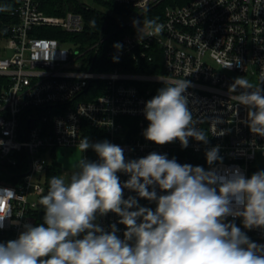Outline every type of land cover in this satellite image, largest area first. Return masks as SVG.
<instances>
[{
	"label": "built area",
	"instance_id": "2783aa9c",
	"mask_svg": "<svg viewBox=\"0 0 264 264\" xmlns=\"http://www.w3.org/2000/svg\"><path fill=\"white\" fill-rule=\"evenodd\" d=\"M16 1V23L8 28L7 46L0 51V189L15 193L3 205L11 206V217L0 228V242L17 239L24 224L38 225V202L47 192L42 178L47 180L51 169L43 154L53 157L57 149H79L85 136L92 143L107 140L121 146L127 160L156 152L180 164L191 158L207 162L206 150L218 145L223 162L208 169L239 168L247 177L264 170L258 164V154L264 158V137L250 131L244 123L248 109L228 91L234 82L229 73L251 74L252 84L264 87V0H188L167 6L156 19L163 30L153 36L147 28L139 33L133 21L167 0H110L138 16L123 24L120 37H114L118 31L105 34V41L100 37L87 49L76 42L88 25L76 8L96 10L103 0H74L56 15L46 13L48 0ZM57 31L66 37H42ZM117 43L122 49L114 47ZM9 51L11 57L1 55ZM159 66L161 73L148 71ZM177 79L190 82L184 94L194 127L207 133V143L189 138L187 148L178 140L161 146L143 135L149 123L145 103L164 82ZM213 125L223 134H214ZM94 153L88 149L85 158L92 161ZM118 176L121 183L129 179L122 172ZM157 193L165 194L158 188ZM129 196L150 203L125 189L124 198ZM119 219L108 213L96 223L105 230L115 224L123 238L126 229ZM234 222L251 241L264 245V228L246 229L242 218Z\"/></svg>",
	"mask_w": 264,
	"mask_h": 264
},
{
	"label": "clouds",
	"instance_id": "9594fccd",
	"mask_svg": "<svg viewBox=\"0 0 264 264\" xmlns=\"http://www.w3.org/2000/svg\"><path fill=\"white\" fill-rule=\"evenodd\" d=\"M133 24L139 33L149 29L148 36L163 30L156 20ZM188 87L185 79L164 82L145 103L146 140L161 146L178 140L182 148L189 138L208 142L207 133L194 127L184 94ZM228 91L248 109L244 123L250 131L264 137V87L237 77ZM212 132L223 134L214 125ZM77 146L81 155L70 177H51L39 199L43 223L24 224L17 239L0 242V264H264V245L251 241L234 222L242 218L246 229L264 228V170L247 177L239 168L206 170L156 152L127 160L121 146L92 143L86 136ZM88 149L97 161L84 157ZM205 156L209 166L223 162L218 145ZM121 172L129 176L123 183ZM157 188L165 194L158 195ZM125 189L155 202V210L136 197L125 199ZM14 197L13 190L0 189V228L11 217L4 202ZM108 213L125 226L123 238L115 224L105 230L96 223Z\"/></svg>",
	"mask_w": 264,
	"mask_h": 264
},
{
	"label": "trees",
	"instance_id": "16d2710c",
	"mask_svg": "<svg viewBox=\"0 0 264 264\" xmlns=\"http://www.w3.org/2000/svg\"><path fill=\"white\" fill-rule=\"evenodd\" d=\"M187 1L188 0H167L163 7L161 6L158 9L155 8L152 11H150L148 14H146L144 17H142V22L145 21L150 16H152L153 14L156 13L159 14V12L162 16L164 12V10L162 11V8L164 9L167 6H172V5H184ZM69 2L72 5L74 4V0H48L46 3L45 11L48 15H56L62 12L63 11L62 9H64V5H66V3ZM99 4L106 11H98V10L89 11V10H84L81 7L76 8V11L84 14L88 21L86 31L82 35L76 37V42L80 44L83 49H87L91 45L99 42L101 37V32L105 25H107L105 34L108 36L118 31V34L114 35L115 38H118L122 35L123 32L122 30L124 24L123 20L128 18H136L138 16L137 11L128 7L118 6L113 2L101 1ZM58 5L60 6L59 10H56L55 7ZM17 6L18 3L16 0H0V51L2 48V43L5 42V40L8 38V28L13 23H16V18L13 16V12L16 10ZM159 9L160 11H158ZM42 37L60 38L63 40L66 37V35L60 31H57L56 33L43 34ZM148 71L150 73H157V72L161 73L162 67L159 66V68H155V69L149 68ZM188 164H191L193 166L208 165L207 162L198 161L192 158L189 159ZM53 176H61V169L59 166H54L47 173L48 186H49V180ZM139 204L143 207H148L153 210H155L156 207L155 202H150V203L139 202ZM43 215H44V210L42 208L36 213L37 224L43 223Z\"/></svg>",
	"mask_w": 264,
	"mask_h": 264
},
{
	"label": "rangeland",
	"instance_id": "374dc122",
	"mask_svg": "<svg viewBox=\"0 0 264 264\" xmlns=\"http://www.w3.org/2000/svg\"><path fill=\"white\" fill-rule=\"evenodd\" d=\"M103 1L104 2L105 1H109L110 2V0H103ZM84 3L87 6H89V7H93L94 6V4L91 1H85ZM164 4H165V2L162 5H160L159 7H161V6L163 7ZM95 9L98 10V11H106L103 7H101V5L96 6ZM164 9L162 8V11ZM158 11H160V9ZM160 17H162V16H161V14L159 12V14L158 13L153 14L152 16H150L149 18H147L146 20L158 19ZM129 19H131V18L124 19L123 20L124 23H126ZM140 21L142 22V19H140ZM5 46H7V44L5 42H3L2 43V47H5ZM1 55L4 56V57H11L13 55V52L12 51H9V52H7V54H4L3 53ZM228 75L232 79H234V80L237 77H245L251 83H254V80H255L251 76V74H249L248 76H239L236 73H229ZM80 155H81V153H80V150L79 149H57L54 152V156L53 157H52V155L50 153H46V154H43V157L42 158H43V161L47 165H49L51 168H53L54 166H59L60 169H61V176H63L65 179H67V178L70 177V175L72 174V172L75 170L74 169V164L80 158ZM83 155H84V157H86L85 152L83 153ZM96 159H97V155H96V153H94V155L92 156V161L95 162ZM258 164H260V165H263L264 164V158H263V156H262L261 153L258 154ZM207 166H202V167H204L206 170H208ZM42 185L44 187H47L48 186L47 180H46V175H44L43 178H42ZM36 199H38V198H36Z\"/></svg>",
	"mask_w": 264,
	"mask_h": 264
},
{
	"label": "water",
	"instance_id": "95a60500",
	"mask_svg": "<svg viewBox=\"0 0 264 264\" xmlns=\"http://www.w3.org/2000/svg\"><path fill=\"white\" fill-rule=\"evenodd\" d=\"M107 29V25L104 26L102 32H101V40L102 41H105L106 40V37H105V31Z\"/></svg>",
	"mask_w": 264,
	"mask_h": 264
}]
</instances>
